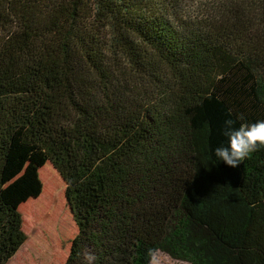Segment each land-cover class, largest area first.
Wrapping results in <instances>:
<instances>
[{
  "label": "trees",
  "instance_id": "16d2710c",
  "mask_svg": "<svg viewBox=\"0 0 264 264\" xmlns=\"http://www.w3.org/2000/svg\"><path fill=\"white\" fill-rule=\"evenodd\" d=\"M227 119L264 120V0H0V264L18 132L65 183L63 264H264V147L220 161Z\"/></svg>",
  "mask_w": 264,
  "mask_h": 264
},
{
  "label": "rangeland",
  "instance_id": "374dc122",
  "mask_svg": "<svg viewBox=\"0 0 264 264\" xmlns=\"http://www.w3.org/2000/svg\"><path fill=\"white\" fill-rule=\"evenodd\" d=\"M3 178L4 197L20 211L26 236L5 264H63L77 227L59 173L40 150L22 147L18 132ZM151 264L188 263L157 251Z\"/></svg>",
  "mask_w": 264,
  "mask_h": 264
},
{
  "label": "clouds",
  "instance_id": "9594fccd",
  "mask_svg": "<svg viewBox=\"0 0 264 264\" xmlns=\"http://www.w3.org/2000/svg\"><path fill=\"white\" fill-rule=\"evenodd\" d=\"M238 119L242 120L243 117ZM234 124L232 119L224 121L223 135L227 137V143L215 148V156L233 168L240 165L258 147H264V120L241 123L239 127Z\"/></svg>",
  "mask_w": 264,
  "mask_h": 264
},
{
  "label": "water",
  "instance_id": "95a60500",
  "mask_svg": "<svg viewBox=\"0 0 264 264\" xmlns=\"http://www.w3.org/2000/svg\"><path fill=\"white\" fill-rule=\"evenodd\" d=\"M70 208V207H69ZM70 211H71V213H72V210H71V208H70Z\"/></svg>",
  "mask_w": 264,
  "mask_h": 264
}]
</instances>
